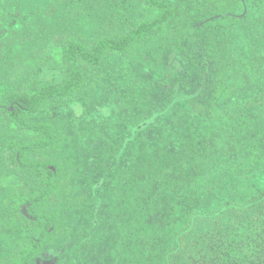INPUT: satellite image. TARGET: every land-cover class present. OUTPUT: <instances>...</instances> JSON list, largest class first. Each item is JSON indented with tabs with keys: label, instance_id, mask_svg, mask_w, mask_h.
Segmentation results:
<instances>
[{
	"label": "trees",
	"instance_id": "trees-1",
	"mask_svg": "<svg viewBox=\"0 0 264 264\" xmlns=\"http://www.w3.org/2000/svg\"><path fill=\"white\" fill-rule=\"evenodd\" d=\"M69 243L264 264V0H0V264Z\"/></svg>",
	"mask_w": 264,
	"mask_h": 264
},
{
	"label": "rangeland",
	"instance_id": "rangeland-1",
	"mask_svg": "<svg viewBox=\"0 0 264 264\" xmlns=\"http://www.w3.org/2000/svg\"><path fill=\"white\" fill-rule=\"evenodd\" d=\"M46 52V51H45ZM50 55L54 56L56 58L55 49H49L47 51ZM18 73V72H17ZM15 79L21 80V75H16ZM115 102V103H114ZM102 104L105 106V108L112 110V108H115V104L117 105L116 98L113 99L111 96L103 99ZM80 114V109H75V117H77ZM84 118H90L92 119V122L100 121V115L92 111L91 109H87V111L84 113ZM71 116V117H70ZM69 118H72L73 115H70ZM57 122L58 125L62 124L63 119L59 116H57ZM66 119V118H65ZM93 135L89 134L87 137L82 139H76L75 142H73V151H74V160L76 165L79 168H87L89 159L91 155H93L96 151L100 150L101 144L99 141L97 142L96 139L92 138ZM73 245L69 243V245H65L64 248H60L58 251L52 253V250L47 252L44 257L45 261H36V264H57L59 261H61L62 257H69L70 260L76 261V255L72 251ZM89 248L88 246L85 248V250ZM106 253H109L107 248L105 249Z\"/></svg>",
	"mask_w": 264,
	"mask_h": 264
}]
</instances>
